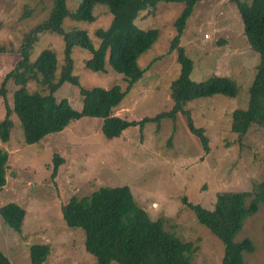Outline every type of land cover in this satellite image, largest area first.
I'll use <instances>...</instances> for the list:
<instances>
[{
	"label": "rangeland",
	"instance_id": "rangeland-1",
	"mask_svg": "<svg viewBox=\"0 0 264 264\" xmlns=\"http://www.w3.org/2000/svg\"><path fill=\"white\" fill-rule=\"evenodd\" d=\"M80 0H67L74 11ZM50 0H0V44L8 49L0 55V89L5 74L19 58L18 49L26 31L43 20ZM98 6L95 7V9ZM182 2L157 3L135 19L138 28H156L158 37L152 47L137 60L145 68L115 109V114L140 121L168 112L173 105L170 83L180 71L176 50L170 43L177 31L176 18ZM92 23L65 18L64 27L86 29L93 44L97 28H106L111 14L97 8ZM179 44L193 61L190 77L200 82L212 74L231 78L238 87L235 97L215 94L189 101L193 125L203 129L208 150L188 128L186 116L178 112L175 119L162 118L129 126L119 137L107 139L101 133L102 119L82 117L63 131L51 133L33 144L23 141L22 127L12 113L13 128L0 148L8 153L6 183L0 190V205L15 202L25 215L21 230L13 231L0 217V251L11 264H31L29 249L33 244H47L49 253L41 264H97L84 248L80 228H69L62 218L61 207L73 195L90 194L100 186L127 185L135 201L152 219L161 218L164 229L194 247L195 264H220L223 246L207 228L200 225L183 199L212 208L217 192L250 191L264 180V134L253 124L241 138L231 131V113L246 108L248 88L259 57L243 33L236 5L230 0L197 2L180 35ZM45 48L57 54L62 63L64 42L53 32L38 35L31 58ZM73 74L80 86L104 89L128 82L106 65L104 72L86 67L90 53L80 47L72 50ZM6 96L0 94V120L6 105L12 107V94L17 88L11 80L5 83ZM30 91L40 88L27 84ZM57 100L66 98L75 109L82 106L79 87L63 83L54 93ZM6 100V101H5ZM63 160L54 172L52 157ZM249 238L254 250L244 253L246 264H264V205L246 218L236 240ZM110 264H117L111 262Z\"/></svg>",
	"mask_w": 264,
	"mask_h": 264
},
{
	"label": "trees",
	"instance_id": "trees-1",
	"mask_svg": "<svg viewBox=\"0 0 264 264\" xmlns=\"http://www.w3.org/2000/svg\"><path fill=\"white\" fill-rule=\"evenodd\" d=\"M202 0H80L74 11L67 7V0H50L47 16L25 32L19 46V58L5 74L0 94L6 96L5 83L11 80L17 87L12 94V107L6 105L5 116L0 120V142H7L13 128L10 115L19 120L23 141L26 144L39 142L51 133L63 131L71 122L82 117L102 119L101 133L107 139L119 137L129 126L142 124L148 120L162 118L175 119L178 112L186 116L191 133L197 136L205 151L207 137L203 129L193 125L187 102L223 94L235 97L237 84L227 76L210 75L203 81L191 79L192 59L179 44L180 35L186 21L197 2ZM239 12L243 33L251 49L258 53L255 74L248 88L246 108H236L231 113V131L240 138L251 125L256 124L264 134V0H230ZM159 2H182L183 8L176 18V35L170 43V50H176V60L180 66L177 77L170 83L172 108L154 117L140 121L128 120L115 114V109L126 96L131 86L145 71L137 60L158 37V30H143L137 27L135 19L141 11L154 9ZM104 8L111 14L106 28H97L94 35L98 39L95 46L89 33L83 28L65 29L64 20L92 23L96 20L97 8ZM53 32L64 42L62 63L58 65L56 52L51 48L42 49L34 59L31 50L38 35ZM80 47L90 53L86 67L94 72H104L106 65L121 74L128 82L125 90L119 85L104 89L99 86L85 88L73 74L72 50ZM8 49L0 44V55ZM34 82L40 88L30 91L27 84ZM65 82L79 87L82 96L81 108H73L66 98L57 100L54 93ZM6 101V100H5ZM264 145V140H263ZM8 153L0 148V190L6 183ZM62 158L52 157L54 172ZM264 160V155H263ZM193 211L196 221L215 235L223 246L220 264H246L244 253L254 250L249 238L236 240L247 217L254 214L259 204L264 205V180L250 191L217 192L212 208L183 199ZM62 218L69 228H80L84 234V248L97 264H195L192 254L194 247L164 229L161 218L152 219L146 210L135 201L127 185L100 186L90 194L71 196L61 207ZM25 215L22 206L15 202L0 205V217L15 232L21 230ZM49 253L47 244H33L29 249L31 264H41ZM0 264H11L9 258L0 251Z\"/></svg>",
	"mask_w": 264,
	"mask_h": 264
}]
</instances>
